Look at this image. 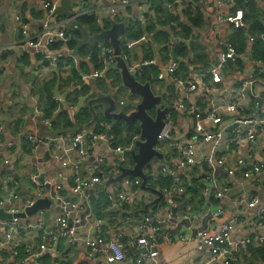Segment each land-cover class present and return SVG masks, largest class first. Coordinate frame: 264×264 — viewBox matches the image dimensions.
<instances>
[{"label": "built area", "instance_id": "2783aa9c", "mask_svg": "<svg viewBox=\"0 0 264 264\" xmlns=\"http://www.w3.org/2000/svg\"><path fill=\"white\" fill-rule=\"evenodd\" d=\"M62 1L33 0L32 11L41 14L37 32H32L30 22L17 11L20 38L0 46V60L18 48L25 55L38 57L52 70H59L61 65L65 73L77 69L79 58L71 46L74 35L68 29L69 19L59 12ZM152 1L80 0L73 9V18L94 16L101 31L112 22L126 21L128 27L156 22L157 10L172 17L166 26L170 37L162 45L166 48L165 60L159 53L139 60L124 53V58L129 71L140 80L146 67L157 71L152 82L156 94L162 93L165 74L170 77V90L164 93L170 109L155 146L164 154L163 161L155 159L145 172L153 182L173 178L176 183L160 190L164 194L162 205L151 209V214L144 213L145 205L156 194L141 188V177L128 176L109 187L104 184L110 175L120 173V164L132 166L128 155L140 133H123V144L105 121L99 123L101 130L53 133L54 114L48 115L32 98V116L50 131L41 137L34 133L22 135L35 155L27 182L13 169L15 144L4 141L0 125V150L6 151L0 153V209L12 215L0 219V264H45L47 257L53 258L54 264H64L78 246L85 248L87 257L99 259L100 264H165L160 255L162 243L186 242L192 231L195 259L186 254L179 264H264V250L256 254L264 248V15L258 18L257 31L252 32L248 30V20L253 21L246 16L248 7L239 4L251 0ZM199 11L204 14L201 27L188 19V14L196 16ZM180 16L193 30L188 37L182 36ZM162 28L143 32L137 39L127 37L124 49L151 47L161 51L153 37ZM233 29L246 31L241 43L227 37ZM195 44H200L199 48L194 49ZM190 45L192 49L188 50ZM178 48L189 53L187 76L182 74L186 56L177 55ZM201 48L208 56L213 55L209 63L199 60ZM95 50L98 68L82 73V83L71 91L80 89L90 78L112 84L118 73L114 49L109 44H97ZM191 53L198 57L194 58L196 62ZM69 92L55 93V114L65 105ZM127 102L120 100L117 107ZM175 129L179 133H174ZM40 149L45 157L40 156ZM54 164L57 168L50 175L47 170L51 171ZM80 169L84 172L82 179ZM193 184L199 187V194L189 196L198 202L191 204L193 213L186 214V220L208 217V225L174 234L170 226L176 224L177 199L185 198L186 186ZM234 190L238 192L233 194ZM101 195L105 198L102 216L95 210ZM40 199H50L51 208L21 217ZM114 212L129 223L127 241L121 231L114 238L105 232L107 215Z\"/></svg>", "mask_w": 264, "mask_h": 264}, {"label": "crops", "instance_id": "0c3cea01", "mask_svg": "<svg viewBox=\"0 0 264 264\" xmlns=\"http://www.w3.org/2000/svg\"><path fill=\"white\" fill-rule=\"evenodd\" d=\"M24 1L18 3V0H0V46L10 45L20 38L19 25L15 19L17 11H21L23 16L28 22H30L32 32H37V30L40 29L41 14L32 11L31 2H33V0H27V8L23 6ZM251 1V5L256 8V11L261 15H264V0ZM158 2L159 0L152 1V3L156 4H158ZM75 6L76 5H74L73 9ZM134 11L137 12L138 9L135 8ZM162 12L163 11H160V18ZM249 13L251 14V9L248 11L247 15ZM179 19L185 22V17L180 16ZM162 20H166V17L162 18ZM167 24H169V21ZM160 25L162 24L158 23L157 27L159 28ZM166 26L163 28L168 31L170 37V31ZM167 40L160 39L156 42L161 46V51H157L151 47H134L132 50H129L128 53L130 56L138 60L146 56H155V54L157 55L159 53L160 58L165 60L164 56L166 48H163L162 45ZM199 45L200 44H195L193 48H199ZM148 48L151 49V53L147 50ZM191 49L192 47L190 45L188 50ZM203 53H206L205 50L199 52V60H203L206 63L213 60V55L211 53L207 58L202 56ZM76 55L79 58V63L76 67L77 69L73 67L74 69H71L67 73L63 72L64 69L62 68V65L59 67V70H52L46 65L41 64L38 57L34 55H25L18 48L10 50L8 56L0 60V125L3 126L2 133L4 141H12L15 144L13 169H15L16 173L23 177L26 182L27 176L31 170L32 162L35 161V155L27 153L22 135L23 133H34L41 137L48 134L50 131V129H48L39 118H34L32 116V111L30 110L32 98H36L39 101V106L44 108L49 92H52V94L55 95L56 92L64 94L65 92L70 91L67 95L65 105H63L58 113H54L55 126L53 130L56 132L64 130L75 131L84 127L96 130L99 129V123L103 121L107 122L104 120L106 118H101L99 116V111L103 112L104 105L102 103H95L94 108H96L98 112L97 119L100 120V122L96 124L97 122L94 120V115L91 106L89 105L90 99L102 95H112L114 96L116 103H118L120 100L127 101L131 98L128 88L118 85L114 87L111 83L104 81L103 79L90 78L87 82L82 84L80 89L71 91L72 87L82 83L80 77L82 73H90L98 68V65L94 63L91 57H80L78 53ZM187 57L189 59V53L186 55V61H182V74L185 76L190 74L188 66L185 64L190 60H188ZM194 58L198 59V57L191 53V59L196 62ZM196 66L197 65H195V67ZM149 69L152 76L155 75L151 70L152 68L149 67ZM142 73L140 74V77L146 79V72L143 71ZM166 83L167 79L164 82L163 88H165ZM169 89L170 85L167 90ZM139 101V97L135 98V105L139 103ZM121 108L123 107L118 106L116 109L120 110ZM61 112L64 113L65 117H58ZM124 133L130 132L124 131ZM174 133H179V129H175ZM40 151L42 152V149H40ZM5 152L4 149L0 150V153ZM40 156L45 157L46 155L42 152ZM53 166L54 167L51 171L47 170L50 175H54L57 168L56 164ZM1 170L2 166L0 159V172ZM4 171H6V169H4ZM236 192L238 191L234 190L233 194H236ZM197 202V198H191L189 195L185 196V198L182 197V199H177L178 206L174 212L177 217L175 219L176 224L170 226V230L174 234L189 232L190 227L202 228L208 225V217H205L204 220H193L191 218H187L186 220L185 215L188 214L189 216L193 213V211L190 210L193 208L191 207V204L193 203L195 205ZM128 226V222L122 221V214L114 212L113 216H109L105 232L108 236L114 238L117 236V233L121 231L122 233H125L124 241H127L129 234ZM195 245V232L193 231L190 234V239L186 242L175 240L163 242L160 252L161 260L165 264H179L182 262L183 257L186 254L187 258L194 260ZM61 246H64L63 241L61 242ZM45 264H54V259L47 257ZM64 264H100V262L99 259H91L87 257L85 248L78 246L73 249L71 255Z\"/></svg>", "mask_w": 264, "mask_h": 264}, {"label": "water", "instance_id": "95a60500", "mask_svg": "<svg viewBox=\"0 0 264 264\" xmlns=\"http://www.w3.org/2000/svg\"><path fill=\"white\" fill-rule=\"evenodd\" d=\"M79 2L80 0H63L59 8L61 15L69 19L68 29L73 33L76 32L80 34L77 39L78 47H76V53L79 52L78 50L82 46H96L97 44L111 45L114 49L116 68L118 69L123 87L129 89L130 95L140 98L139 103L136 104L134 110L131 112H127L124 108L117 110V103L112 95L98 96L89 101L95 121L98 117V112L96 108H94V104L102 103L104 105L103 116L105 118L111 119L113 123L123 121L127 126L138 123L140 127V137L135 142L134 148L130 151L132 166L124 167L120 164V173L116 176L110 175L104 184L106 187H109L114 183L121 182L128 176L141 177V188L156 194L155 199L147 203L143 209L144 213L151 214V209L157 205L163 204L164 194L162 191L147 185L148 178L145 170L155 159L163 161L164 154L159 152L155 146L158 143L159 134L166 125L165 119L170 109L169 105L163 104L164 93H166L170 85V77L167 73L165 74L167 79L166 86L163 88L161 94H156L152 88L153 76L149 67L145 68L147 74L145 80H140L135 74L129 71L127 62L124 58L123 45L126 41L129 28L127 22H112L109 28L97 32H90L79 24L77 19L73 18V7L79 4ZM27 4L28 1L25 0L23 6L27 8ZM106 17L108 16L106 15ZM151 109H154V114L150 112ZM126 131H129V129H126ZM61 132L73 131L64 130ZM53 133L60 132L54 131ZM123 144H125V142H123ZM79 174L82 179L84 175L82 169H80ZM51 205L52 202L50 199H40L32 207H29L26 213H21L20 215L25 218L27 215H34L41 209H49ZM10 218H12L10 213L0 209V219L5 220ZM142 251L145 252L146 249H142Z\"/></svg>", "mask_w": 264, "mask_h": 264}, {"label": "trees", "instance_id": "16d2710c", "mask_svg": "<svg viewBox=\"0 0 264 264\" xmlns=\"http://www.w3.org/2000/svg\"><path fill=\"white\" fill-rule=\"evenodd\" d=\"M251 3H252V1H250L248 4H245L244 2H241L239 4L243 8L248 7V10L251 9V14L250 13L248 15L246 14L247 18L251 19V17H252V19H253V21L248 20L250 22V26H249L248 30L252 31V32H256L258 27L260 26V21L258 20V18L261 14L256 11V8L253 5H251ZM160 11H163L161 18H160ZM160 11L157 10V12L159 13V15L157 17L158 21L150 22L148 25H145V26L142 25L141 23L134 24L133 26H130L128 28V33H127L128 39H137L139 36H141V34L143 32L156 29L158 23H161L162 25H160V26L164 27V26L168 25L167 24L168 21L170 22L171 20H173L172 17H170V15H167L166 12H164V10H160ZM203 15H204L203 12L199 11V14H197L196 16L188 14V19L190 20V22L192 24L196 25L197 27H201L202 24L204 23V16ZM164 17H166V20H162V18H164ZM77 21L86 30H88L90 32H97L100 30L99 27L95 24V17L94 16H91V15L81 16V17L77 18ZM182 22L179 21V24L181 25L182 30H183L182 36L188 37L192 33L193 30H191V28L189 26L185 25L184 24L185 22H183V23ZM245 33H246V31L243 29H233L232 31H230L228 33V38L232 41H237L238 43H241L243 41L242 39H243ZM73 35H74V40L72 41L71 46L76 48V47H78L77 39L79 38L80 34L75 32V33H73ZM168 37H169L168 31H166L164 28H162L156 32V35L153 37V39H154V42H157L160 39L167 40ZM147 50L150 51V53H151V49L148 48ZM78 51H79L78 54L80 55V57L89 56L92 58V60L94 61V63L96 65H99L98 55H97V52L95 50V46H89V45L82 46L79 48ZM124 53L129 54L128 51H126L125 49H124ZM176 54L184 57V56H186V50L178 48L176 50ZM146 57H148V56H146ZM151 70H152L153 74L156 73L154 68H152ZM142 80H144V79H142ZM112 85L114 87L117 85L123 87L119 73H115ZM57 108H58V103L55 101L54 95L52 94V92H49V94L46 98L45 107L42 109L48 115L52 116ZM58 117H65V115H64V113L61 112ZM54 122H55V119H54ZM96 122H97L96 124H98L100 122V120L96 119ZM108 123L111 125V128L113 129V133H116L118 142H123V140H124L123 133H124V131H126V129H129L130 133H140V127H139L138 123L131 125V126H127L123 121H118L116 123H113L111 121ZM54 126H55V124H54ZM99 130H101V129H99ZM29 145L30 144L28 142H25V148L27 151H29L28 153H30V150L28 149ZM128 160H129V163L132 164V161H131L132 159H131V156H129V155H128ZM147 182L151 185V187L159 189V190H163L165 187L173 186L176 183V180H174L173 178H160L159 181H157V182H153V181H151V179H148ZM189 194L198 196L199 187L197 186V184L186 186V195H189ZM104 200H105V198L101 195L100 198L96 201V205H95L96 214H99L101 216L105 213V208H104L105 201ZM135 215H136V217L139 216L138 214H135ZM107 216L108 217L113 216V213H109ZM263 250H264V248L258 249L257 250L258 252H256V254H261V252ZM234 264H237V263H234ZM248 264H256V263L251 261V262H248Z\"/></svg>", "mask_w": 264, "mask_h": 264}, {"label": "rangeland", "instance_id": "374dc122", "mask_svg": "<svg viewBox=\"0 0 264 264\" xmlns=\"http://www.w3.org/2000/svg\"><path fill=\"white\" fill-rule=\"evenodd\" d=\"M31 6L33 7V2H31ZM227 37H228V35H227ZM201 51L203 52V49H202V48H201ZM202 56H203L204 58H207V57H208V55H207L206 53H203ZM130 96H131V98H129V100H128V102L126 103V105L123 106L127 112H131L132 109L135 108L136 105H135V103H134V100H135V98H138V96H132V95H130ZM163 104H164V105L169 104V100L164 99V100H163ZM150 112H151L152 114H154V109H151ZM99 116H100L101 118L104 117L102 111H99ZM104 118H105V117H104ZM104 120H106L107 122H111V121H112L111 119H108V118H107V119H104ZM126 134H128V135L131 136V135H133L134 133H126ZM151 197H152V195H148V198H151Z\"/></svg>", "mask_w": 264, "mask_h": 264}]
</instances>
